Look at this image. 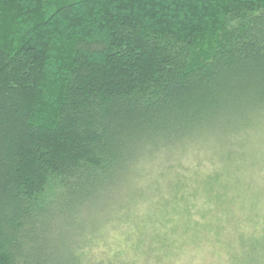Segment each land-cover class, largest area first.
Returning <instances> with one entry per match:
<instances>
[{
	"label": "trees",
	"instance_id": "16d2710c",
	"mask_svg": "<svg viewBox=\"0 0 264 264\" xmlns=\"http://www.w3.org/2000/svg\"><path fill=\"white\" fill-rule=\"evenodd\" d=\"M261 119L264 0H0V264H176L187 217L264 258L242 151H193Z\"/></svg>",
	"mask_w": 264,
	"mask_h": 264
},
{
	"label": "rangeland",
	"instance_id": "374dc122",
	"mask_svg": "<svg viewBox=\"0 0 264 264\" xmlns=\"http://www.w3.org/2000/svg\"><path fill=\"white\" fill-rule=\"evenodd\" d=\"M193 151H199L202 157L214 156L217 151H242L245 158L244 161H246L245 168L254 181L253 197H249L251 200L247 198L245 207H239L238 213L232 220L237 223L240 222L241 219L238 215L240 214V217L246 219L248 225L253 226V231L255 229L259 232L264 230V119L246 123L245 130L240 138L234 140L229 138L225 144H221L220 141H211L206 144L205 149L204 145H202ZM213 151L215 152L213 153ZM187 221L190 226H194L188 217ZM190 226L183 228V231L179 234L188 246L182 248L183 253L187 250V254L178 260L176 264H264V258H258V256H255V261L249 262L248 260V263H246L245 261H238L243 259L241 255H236L235 258L228 252L226 254L225 250L221 252L218 248L220 240L217 239L218 234H215L214 231L209 233V235L211 234V238H209L207 233L199 229V242L195 245L190 238L193 235V230L190 229ZM184 231H187L188 234L185 235ZM245 233L250 234L249 231ZM193 240H197V238Z\"/></svg>",
	"mask_w": 264,
	"mask_h": 264
}]
</instances>
